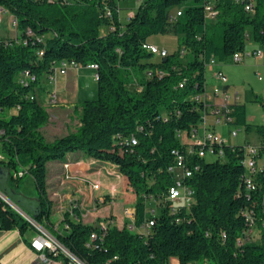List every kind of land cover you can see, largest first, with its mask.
<instances>
[{
    "label": "trees",
    "instance_id": "trees-1",
    "mask_svg": "<svg viewBox=\"0 0 264 264\" xmlns=\"http://www.w3.org/2000/svg\"><path fill=\"white\" fill-rule=\"evenodd\" d=\"M101 1L0 0L20 32L16 40L0 38V109L9 111L0 117V167L9 171L5 184L0 180V192L14 201L11 192L25 176H32L38 193V211L32 217L48 228L43 219H49L53 201L47 164L80 150L117 164L137 194L134 228L110 223L104 238L101 224L73 221L65 214L66 232L55 236L88 264H170L171 258L179 264H264V167L256 176L257 189L247 190L244 144L225 145L224 158L201 159V170L185 181L194 190L189 207L173 212L166 197L173 183L168 170L175 162L172 151L186 148L178 133L196 127L205 111L196 97L205 90L210 59L229 62L234 53L245 51L249 39L264 51V0H256L253 12L245 10L243 2L215 0L219 13L211 21L205 15L208 0H143L123 25L118 0L110 3L113 20L101 16ZM104 25L109 30L103 34ZM170 33L179 38L177 50L154 60L155 54L143 44L154 34ZM61 60L97 64V97L83 101L75 131L50 141L40 131L49 114L36 85ZM25 70L37 80L19 82ZM136 70L145 72L138 77L141 88L131 90L130 74ZM228 114L233 124L253 129L245 103H232ZM254 128L259 159L264 156V124ZM132 133L138 144L128 149L117 135ZM20 170L25 173L15 176ZM149 199L155 212L149 209ZM242 210L252 212L253 222ZM151 218L154 225L147 235L136 230ZM28 224L0 197V228L23 229ZM91 234L96 237L89 246ZM48 255L69 264L62 252Z\"/></svg>",
    "mask_w": 264,
    "mask_h": 264
},
{
    "label": "crops",
    "instance_id": "crops-1",
    "mask_svg": "<svg viewBox=\"0 0 264 264\" xmlns=\"http://www.w3.org/2000/svg\"><path fill=\"white\" fill-rule=\"evenodd\" d=\"M135 11L132 10L130 13ZM11 16L13 17L12 14ZM118 16L120 23L123 25L127 19L122 18L119 12ZM1 17L0 15V19ZM100 29L103 34L109 30L108 26L105 25ZM148 42L157 45L151 37ZM58 66H60V61L55 63V67ZM82 68L89 70V74L93 72L96 75L94 69L87 65H80L78 68L68 67L67 73L57 74L54 79L50 77L51 72L43 74L40 78L41 81L36 85V88L41 90L40 97L49 114L47 125H52L53 123L80 124L79 111L81 105L83 101L91 99L85 98L87 93L82 91L85 87V82L82 81L80 76ZM225 87L229 90V85ZM53 94H56L57 98L49 99ZM88 94L97 96V87L94 90L91 88ZM215 100L220 101L221 99L216 97ZM3 111L0 109V113H3ZM4 112H6L5 115L9 114L7 110ZM76 129L74 127L72 131ZM66 134H68V131L60 134V136ZM60 136H53L51 139L53 140ZM181 141L185 144L190 142L186 133H183ZM66 165H69L68 169ZM258 166H264V156L259 158ZM47 168L48 191L49 197L53 201V206L49 219L44 218L43 221L48 227L47 230L53 235L66 232L65 223L67 222L64 220L65 214L73 221H82L92 225H97L109 217L111 218V223L116 224L118 227H123L125 223H128L130 228H134V220L126 215L124 217L123 213L126 207L135 206L137 194L129 188L126 176L120 172L117 164L112 161L89 157L79 150L68 153L63 161L48 162ZM30 177L33 183L32 188L25 189L23 185V187L20 185L14 189L13 195L15 198L13 202L15 204L18 203V207L26 211L27 214L34 216L38 211V193L35 181L32 176ZM97 183L99 187L95 188L94 185ZM54 188L58 190L51 191ZM58 191L61 192L63 200L57 206L55 196L59 195ZM98 196H104L107 200L97 204L96 198ZM75 209L80 214L79 216L76 215ZM136 230L139 231V227ZM38 234L39 230L31 224H28L23 229L18 227L11 229L0 228V264H65L61 259L49 257L47 251L35 249L32 241ZM172 262L179 264L177 258H171L170 263Z\"/></svg>",
    "mask_w": 264,
    "mask_h": 264
},
{
    "label": "built area",
    "instance_id": "built-area-1",
    "mask_svg": "<svg viewBox=\"0 0 264 264\" xmlns=\"http://www.w3.org/2000/svg\"><path fill=\"white\" fill-rule=\"evenodd\" d=\"M49 2H55L58 0H48ZM61 1H67V0H61ZM112 0H102V7H101V16L113 20L114 19V13L115 10L112 6H110ZM235 2H243V5L245 7V10L249 12L254 11V6L256 3V0H233ZM119 12V11H117ZM218 9L215 7V0H208L205 4V15L206 19L208 21L215 20L218 16ZM133 13H130L129 16H131ZM180 14V11L177 12V15ZM15 24V20H14ZM111 29H115V25H110ZM143 47L152 52L153 54L164 57L168 54L167 49L161 48L156 44L145 42L143 44ZM186 49L183 48L181 50V54H186ZM42 54V52H40ZM253 54L258 57H264V51L263 49H256L254 48L251 53H246V49L243 52H236L234 53L230 61L232 62H241L243 58L246 55ZM218 60L215 56H213L208 65L214 66L217 64ZM81 64L78 63L75 60H61L60 66L53 68V71L50 73V77L54 79L57 74H65L67 73L68 67H75L78 68ZM88 67L96 70L97 64L95 63H89L87 64ZM149 76L152 74L151 71H148L147 73ZM217 78L223 83V87L219 88L217 87L215 89L214 93H208L206 91V85L205 90L201 92L199 95H197V99H200L204 102L205 105V111L202 116L201 121H205V117L207 115H214L215 121L214 124L222 123V122H228L232 123L233 118L228 114L229 107L232 103L239 101V92L236 91L233 95L229 93V90L226 89L225 86L228 84V77L225 74V72L221 69H218L216 72ZM259 78H261L259 76ZM19 82L22 84H29L31 82H34L37 80V76L34 73L29 72L28 70H25L20 73L18 76ZM180 87L184 86V80L179 83ZM140 89V88H139ZM219 97L221 100L216 101L215 98ZM57 98L56 94H53L49 97V99ZM0 132H2L0 130ZM183 133H186L188 135L190 142L186 144V148L184 150L175 149L172 152L175 156V162L171 164L168 167V170L172 172L173 174V183L169 186L166 197L171 201V209L173 212H176L179 208V206H186L189 207L191 203L194 201V190L192 187H190L185 181L187 178L191 177L195 172H198L201 170V159H205L207 154H212L217 156L218 158H224L225 157V145L226 140L222 137L215 134V132L210 129V126H207L204 122V129L201 134H199L197 126L192 128L189 132H179L178 136L181 139ZM199 134V135H198ZM238 134L237 130H234L232 135L236 136ZM117 138L121 145L127 147L128 149H132L135 145L138 144V139L135 134L130 135H117ZM259 152L258 145H254L251 143H244V158H243V165L245 168V173L243 176V182L247 188V190H254L257 189V181L256 176L259 173V171L263 170V167L258 166V160L255 158V155H257ZM2 156L0 155V158ZM67 169L69 165H66ZM24 170H20L18 173H15V176H22L24 174ZM68 173V172H67ZM95 188L99 187V184L94 185ZM131 189V188H130ZM132 190V189H131ZM0 197H2L5 201H7L11 206L17 205L15 204L11 199H9L8 196H6L4 193L0 192ZM107 199L104 196H98L96 198V203L100 204L105 202ZM150 199L148 200V202ZM151 202V201H150ZM264 204V202H263ZM13 207V206H12ZM17 208L18 205L16 206ZM76 207V206H74ZM14 208V207H13ZM15 209V208H14ZM21 211H23L21 208H19ZM149 209L151 212H155V209L149 206ZM135 206H128L124 209V214L132 218L135 221ZM20 213V212H19ZM242 214L245 215L247 220H251L253 222L252 218V212L250 210H242ZM31 225L35 226L39 230V234L33 239L32 244L35 247V249L39 251H47V252H53L54 254H57L58 252H62L68 259L69 264H88L86 263V260L81 258V263H72V258H69V249H67L57 238L55 235H53L50 231L47 230L46 227L38 223L31 215L27 214L25 211H23L22 214ZM179 220V219H177ZM111 223V218L107 217L105 220L101 221L99 224H101V232H102V238L105 237L107 233V229L109 224ZM154 225V219H148L146 220L140 227L139 232L143 233L144 235H147L149 231L151 230V227ZM227 234L226 232H221V238L224 240L226 239ZM238 243H241L240 239H238ZM88 245H94L92 241V234L89 239ZM45 257V255H43Z\"/></svg>",
    "mask_w": 264,
    "mask_h": 264
},
{
    "label": "rangeland",
    "instance_id": "rangeland-1",
    "mask_svg": "<svg viewBox=\"0 0 264 264\" xmlns=\"http://www.w3.org/2000/svg\"><path fill=\"white\" fill-rule=\"evenodd\" d=\"M143 2V0H120L119 1V15L127 19L132 10H137L138 6ZM172 11H176V7L172 8ZM0 15L2 16L0 19V38L5 40H16L18 36H20V32L16 29L14 24V18L11 14L0 8ZM157 45L161 48L167 49L168 52L172 53L177 50L179 44V38L175 34H154L151 36ZM262 49V47L250 39L247 41L246 53H251L252 50ZM162 57L155 55L154 60L161 59ZM59 67V66H58ZM218 69H221L225 72L228 77V85H229V93L233 95L236 91L239 92V100L246 104L247 111V120L249 123L253 125V129L249 132L245 129L244 126H239L233 123L222 122L218 124H214L215 116L207 115L205 117V121H200L197 125L199 134L203 132L204 122L207 126H210L215 134L222 137L226 140L227 145L234 144H244L251 143L254 145L259 144V134L254 128L255 125L264 124V106L261 104L260 100L264 101V58L258 57L253 54L246 55L243 60L239 63L237 62H218L214 66L208 65L206 67V89L208 93H214L217 87L222 88L223 83L217 78L216 72ZM89 70L82 68L81 79L85 82V87L83 88V92L87 93V97L85 98H96V95L88 94L90 89L93 90L97 87V79L96 75L92 72L89 74ZM145 72V71H144ZM144 72L140 70H136L134 73L132 72L131 82L128 84L129 89L137 90L141 88L138 83V77L142 76ZM88 73V75H87ZM259 76L261 78H259ZM58 101V100H57ZM56 101V102H57ZM53 102V103H56ZM5 111V110H4ZM0 113V117L5 116L6 112ZM48 123V122H47ZM44 124L40 131L44 135L47 140H52L53 136H60V134H64L68 131L71 132L72 128L78 127L79 125L70 124H59L53 123L52 125ZM70 126V127H69ZM234 130L238 131L236 136H233L232 133ZM198 134V135H199ZM50 138V139H49ZM218 157L212 154H207L205 157L206 161H214ZM30 175L25 176L21 180V186L23 185L25 189H31L33 183ZM22 186V187H23ZM58 190L54 188L55 191ZM59 195H56V205L58 206L60 201L63 200V196L61 192ZM151 201V200H150ZM148 202V206H154L153 202ZM26 212V211H25ZM124 214V213H123ZM125 217V214H124ZM126 225L128 223H125ZM255 239L257 236H254ZM173 261V260H172ZM170 264H177L172 262ZM196 264H201L197 262Z\"/></svg>",
    "mask_w": 264,
    "mask_h": 264
},
{
    "label": "water",
    "instance_id": "water-1",
    "mask_svg": "<svg viewBox=\"0 0 264 264\" xmlns=\"http://www.w3.org/2000/svg\"><path fill=\"white\" fill-rule=\"evenodd\" d=\"M8 175H9V171L7 170V169H5V168H2V167H0V180H2V183L3 184H5V182H6V178L8 177ZM12 193V195H13V192H11ZM14 196V195H13ZM14 198H15V196H14ZM18 212H20L21 214H23V211H21L19 208H17L15 205H12ZM36 215V214H35ZM34 215V216H35Z\"/></svg>",
    "mask_w": 264,
    "mask_h": 264
},
{
    "label": "bare ground",
    "instance_id": "bare-ground-1",
    "mask_svg": "<svg viewBox=\"0 0 264 264\" xmlns=\"http://www.w3.org/2000/svg\"><path fill=\"white\" fill-rule=\"evenodd\" d=\"M92 237H96L95 234H92ZM69 258H72V263H81V258L74 255L72 252L69 251ZM87 263V262H86Z\"/></svg>",
    "mask_w": 264,
    "mask_h": 264
}]
</instances>
